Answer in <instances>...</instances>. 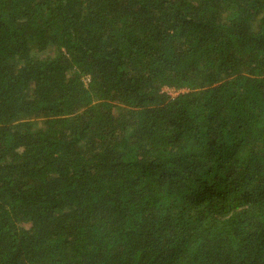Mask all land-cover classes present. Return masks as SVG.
<instances>
[{"label":"trees","instance_id":"trees-1","mask_svg":"<svg viewBox=\"0 0 264 264\" xmlns=\"http://www.w3.org/2000/svg\"><path fill=\"white\" fill-rule=\"evenodd\" d=\"M0 264H264V0H0Z\"/></svg>","mask_w":264,"mask_h":264},{"label":"built area","instance_id":"built-area-1","mask_svg":"<svg viewBox=\"0 0 264 264\" xmlns=\"http://www.w3.org/2000/svg\"><path fill=\"white\" fill-rule=\"evenodd\" d=\"M165 91H166L170 96H172V97H174V95L177 96V95L181 92V91H175V90H172V89H171V90H169V89H165ZM170 91H171L174 95H171V94L169 93ZM176 96H175V97H176Z\"/></svg>","mask_w":264,"mask_h":264},{"label":"rangeland","instance_id":"rangeland-1","mask_svg":"<svg viewBox=\"0 0 264 264\" xmlns=\"http://www.w3.org/2000/svg\"><path fill=\"white\" fill-rule=\"evenodd\" d=\"M171 95H174L171 91L169 92ZM176 95H174V97H175Z\"/></svg>","mask_w":264,"mask_h":264}]
</instances>
